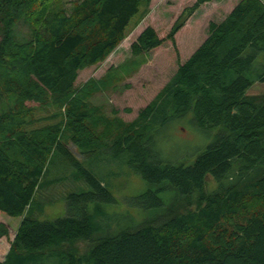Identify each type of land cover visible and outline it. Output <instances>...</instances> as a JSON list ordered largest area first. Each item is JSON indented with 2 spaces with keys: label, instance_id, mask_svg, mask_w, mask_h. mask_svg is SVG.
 Listing matches in <instances>:
<instances>
[{
  "label": "trees",
  "instance_id": "trees-1",
  "mask_svg": "<svg viewBox=\"0 0 264 264\" xmlns=\"http://www.w3.org/2000/svg\"><path fill=\"white\" fill-rule=\"evenodd\" d=\"M57 1L63 2L0 0V213L22 219L0 264L49 257L60 264H264V95H248L264 83V0H241L225 19L210 22L205 42L184 62L175 36L185 23L145 29L132 55L169 44L177 54L175 73L154 96L153 85H124L117 92L133 89L125 95L128 107L113 109L111 117L89 100L121 78L107 75L77 89L79 75L109 58L152 0H78L70 10L57 9ZM212 1L197 0L184 22ZM20 23L30 30L27 42L16 39ZM30 103L56 105L62 122L34 128ZM189 115L197 127L217 132L214 142L192 165L162 162L156 132ZM69 144L84 159H126L151 186L141 198L159 211L112 233L106 224L116 220L101 202L115 198L81 170L90 190L68 196L66 216L41 221L37 198L55 156L82 169ZM170 189L177 196L165 206L160 194ZM7 235L0 225V238ZM80 242L89 245L83 254Z\"/></svg>",
  "mask_w": 264,
  "mask_h": 264
},
{
  "label": "rangeland",
  "instance_id": "rangeland-1",
  "mask_svg": "<svg viewBox=\"0 0 264 264\" xmlns=\"http://www.w3.org/2000/svg\"><path fill=\"white\" fill-rule=\"evenodd\" d=\"M62 1V4L59 1L56 2L57 9L64 6L70 10L71 4L78 0ZM240 1L214 0L203 4L188 21L184 22L185 17L182 18L184 12L193 7L197 0H152L148 6L143 5L138 14L132 18L126 30L125 40L109 58L79 75L76 88H83L90 81L99 82L107 75L121 78L117 87L110 91L97 92L89 100L92 105L103 107L109 117H111L113 109L122 110L123 107H128L125 100L127 89L123 93L117 92V90L121 91L119 89H122L124 85L129 84L134 90L136 87L140 88L141 84L143 87L153 85L155 88L152 96H154L175 73L177 54L168 44V46L149 54L134 57L131 46L139 35L148 27L170 31L180 20V23H185V26L175 38L180 61L184 62L205 42L208 37L209 23L225 19ZM15 33L19 43L31 39L30 30L24 23L18 25ZM131 92L128 93L129 96ZM248 95H264V83L255 84ZM29 105L35 106L33 111L34 128L59 124L63 120L62 111L56 105H37L36 103ZM216 135L215 130H203L197 127L193 121V115H189L170 121L161 127L154 137L155 149L159 159L164 163L192 165L198 155L214 142ZM69 149L81 161L82 169L78 170L63 154L59 153L55 156L54 164L50 169L51 174L46 178V185L44 184V191L40 192L37 198V205L41 204L45 212L39 217L41 221H53L66 216L68 196L90 190L87 179L82 175L81 170L96 176L115 198L114 203L101 202L109 219H113V223L116 220L114 226L106 224L112 233L139 224L145 220L148 214L159 211V208H149L150 200L148 198H141L151 186L124 163L126 159L111 162L109 161L110 155L106 154L99 159L94 155L84 159L76 146L69 144ZM176 196L175 189L160 194L165 206L173 202ZM21 220V218H12L0 213V225L4 224L8 229V235L0 238L1 262L5 260L10 250ZM77 247L83 254L89 245L80 242ZM38 264H60V262L58 258L49 257Z\"/></svg>",
  "mask_w": 264,
  "mask_h": 264
},
{
  "label": "crops",
  "instance_id": "crops-1",
  "mask_svg": "<svg viewBox=\"0 0 264 264\" xmlns=\"http://www.w3.org/2000/svg\"><path fill=\"white\" fill-rule=\"evenodd\" d=\"M192 17V16H191Z\"/></svg>",
  "mask_w": 264,
  "mask_h": 264
}]
</instances>
